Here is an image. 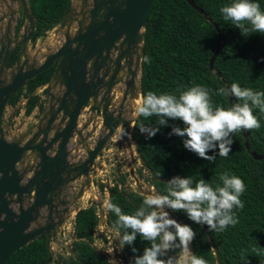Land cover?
Returning a JSON list of instances; mask_svg holds the SVG:
<instances>
[{
	"label": "water",
	"instance_id": "water-1",
	"mask_svg": "<svg viewBox=\"0 0 264 264\" xmlns=\"http://www.w3.org/2000/svg\"><path fill=\"white\" fill-rule=\"evenodd\" d=\"M187 1L211 21L194 0ZM155 2L70 0L69 10L53 27L57 44L36 63L27 55L35 32L29 0H3L10 11L0 16V23H6L4 31H0V264H6L13 252L40 235L48 240L51 232L63 224L64 215L70 212L69 198L74 203L90 188L96 159L115 135L117 144L126 143L133 163L131 131L137 115L130 117L135 112L130 100L140 98L142 102L144 31ZM14 3L17 7L13 9L10 4ZM20 13L25 23L20 24L14 39L11 34L17 29ZM213 24L219 43L210 58V67L222 47L219 27ZM15 49L16 59L11 66ZM51 66L54 68L42 87L46 96L33 131L22 140H8L5 108L9 100L31 78ZM233 99L230 96V101ZM127 107L132 110L130 115L126 114ZM82 114L85 117L81 122ZM249 151L255 158L264 155ZM27 153L29 162L25 160ZM133 171L134 166L130 165L129 174L133 175ZM79 178H83V183L72 195L71 184ZM105 187L108 202L114 190L110 185ZM153 191L157 190L140 189L139 193ZM91 201L97 205L100 218L107 216L108 210H101V202ZM41 210L46 211L44 216ZM166 210L183 224L173 210ZM40 217H44L42 224L35 225ZM201 226L213 248L205 225ZM120 258L129 264L126 254Z\"/></svg>",
	"mask_w": 264,
	"mask_h": 264
},
{
	"label": "trees",
	"instance_id": "trees-1",
	"mask_svg": "<svg viewBox=\"0 0 264 264\" xmlns=\"http://www.w3.org/2000/svg\"><path fill=\"white\" fill-rule=\"evenodd\" d=\"M194 1L211 21L187 0H156L154 3L144 31L140 77L142 99L149 90L157 93L176 92L179 87L199 84L211 90L214 105L219 103L227 107L236 98L230 101V96L215 94L221 86L239 82L242 87L264 91V34L253 33L244 37L238 28L225 21L219 8L226 0ZM29 3L35 18V32L31 41L53 28L70 7V0H29ZM259 3L264 9V0H259ZM213 22L219 27L222 47L210 67V58L219 43L218 30ZM145 55L150 57V63L144 62ZM52 71L53 66L31 78L9 103L15 104L24 93L27 98L24 113L29 115L38 100L35 89L49 80ZM41 109L42 105L39 104ZM253 112L260 119L261 126L234 133L229 155L217 156L214 162L186 150L181 137L169 135L172 124L183 127L180 120L170 119L169 125L161 126L151 138H146V134L139 131V122L155 126L157 117H137L133 124L132 140L136 151L142 164L150 170L152 178L149 182L159 192L165 191V182L175 175H189L194 180L202 177L213 186L222 184L220 174L223 172L243 179L245 191L240 199L244 207L234 209L238 223L222 232H210L205 225L213 248L201 225L191 221L182 210L173 211L183 224H189L196 232L191 241V250L203 256L208 264H264V249L260 248L264 247V155L255 158L249 151L264 153V113H260L258 108ZM158 173L161 175L157 177ZM125 176L126 173L118 177L120 182H124ZM100 187H103L102 184ZM113 190L109 201L119 205L125 213L134 211L144 198L139 192L119 189L117 185ZM116 220L115 214L108 209L107 224L117 230L120 238L122 229ZM98 223L97 208L92 203L74 214L69 264H111L94 245ZM146 246H149V242L138 235L133 245H126L123 251L130 262L134 256L142 254ZM132 247L137 252L133 253ZM180 251V248H174L169 250L168 255H177ZM52 261L49 239L40 235L13 252L6 264H52Z\"/></svg>",
	"mask_w": 264,
	"mask_h": 264
},
{
	"label": "clouds",
	"instance_id": "clouds-1",
	"mask_svg": "<svg viewBox=\"0 0 264 264\" xmlns=\"http://www.w3.org/2000/svg\"><path fill=\"white\" fill-rule=\"evenodd\" d=\"M219 12L222 18L238 28L244 37L253 33L264 34V9L261 8L259 0H226L220 6ZM143 60L150 63V57L147 55ZM210 93V89L199 84L179 87L176 92L147 91L142 102L135 107V113L137 117L155 116L158 120L155 126L140 121L139 131L146 134V138H151L161 126H168L170 119L180 120L183 127L172 124L169 135L181 137L186 150L209 162H214L217 156L227 157L234 142V133L261 126L260 119L254 115L253 109L258 108L260 113H264V91L242 87L239 82H232L227 87L221 86L215 94L236 98L227 107L219 103L214 105ZM43 98H40L35 106L38 109L39 104H43ZM210 151L211 155L208 154ZM141 171L148 177L147 189H155L149 182L152 178L150 170L143 165ZM160 175L158 173L157 177ZM220 181L222 184L213 186L202 177L194 180L189 175L172 176L165 182L163 193L157 190L144 194L140 206L131 213H125L119 205L108 201L107 208L115 214L116 223L122 229L118 241L119 249L123 250L126 245L132 246L138 235L149 242L142 254L134 256L129 264H208L203 256L195 254L189 247L196 236L193 228L171 218L166 209L182 210L191 221L198 225H207L210 232H222L228 226L236 225L238 217L234 209L244 207L240 197L245 191V183L241 177L228 172L220 174ZM95 182L98 186L102 184L106 188L103 181ZM109 185L113 188L115 184ZM117 186L120 188L121 182L117 183ZM94 205L100 220L99 209ZM103 217L107 220V216ZM174 248L181 249L179 257L168 255L169 250ZM131 250L133 253L137 252L135 247ZM70 254L71 248L69 256ZM68 257L65 258L68 260ZM59 258L62 257L57 258V263ZM66 259L64 261L67 264ZM109 261L111 264H120L115 258ZM60 262L63 264L62 259Z\"/></svg>",
	"mask_w": 264,
	"mask_h": 264
},
{
	"label": "rangeland",
	"instance_id": "rangeland-1",
	"mask_svg": "<svg viewBox=\"0 0 264 264\" xmlns=\"http://www.w3.org/2000/svg\"><path fill=\"white\" fill-rule=\"evenodd\" d=\"M11 8L17 7V4H10ZM15 5V6H14ZM76 6V5H75ZM10 9L6 8L3 0H0V16L3 13L9 12ZM21 20V13L17 16V21ZM11 21V25H12ZM25 21L22 18L21 24L24 25ZM6 27V23H0V31L3 28V31ZM22 28V27H21ZM19 32V31H18ZM17 31H14L11 35L12 38H17L18 35ZM56 29L51 28L46 33L40 37H38L34 41H30L28 45L27 55H29L30 61H35L36 63H40L46 53L51 52L57 42L54 41L58 36L55 34ZM43 86H39L35 89V93L40 95L41 98L46 96V90L42 88ZM25 109V97L24 93H22L15 104H8L5 108V118L6 124L5 126L8 127V133L6 134V138L8 140L24 139L26 136L25 134L31 133L34 129V125L41 114V110L38 108H34L29 115L24 113ZM132 112L130 108H126V114ZM130 115V114H129ZM85 114L80 116L81 122ZM133 130V129H132ZM132 133V131H131ZM117 135L107 144L105 149L100 153V156L96 159L97 168L91 171V185L90 188L74 203H72L71 199L69 198V213L64 215V222L63 224L57 228L54 232H51L49 236V245L50 251L52 253V264H57V258L62 257V261H64L69 256L71 242L73 239V218L75 210L77 207H84L88 206L92 199H94L97 203H102L101 210L107 209V197L108 191L104 187H100L96 185L95 181H103L105 185L115 184L120 182L119 178L117 177V173L125 172L127 176H125L124 182H121L122 186L119 189H123L126 191H135L139 192L140 189H147L149 186L148 177L146 178L144 174H142V161L139 158L137 151L135 149V144L133 142V151L136 153L134 154L133 163L131 162L132 153L127 148L126 143H119L117 144ZM123 152V154H121ZM25 158L26 161L28 160L29 153L26 154ZM79 155L82 156L83 152H79ZM126 155L125 157H123ZM130 165L134 166V174L132 176L128 175V171L130 169ZM20 166V165H19ZM146 174V173H145ZM149 175V173H147ZM117 181V182H116ZM83 183V178H79L72 182V186L69 189V192L74 195L78 191L79 187ZM104 185V186H105ZM90 197V198H89ZM46 214L45 210H41V215L44 216ZM44 217L38 218L36 224H42ZM106 218H100L99 223L95 229L94 233V244L97 248L102 251L106 257L110 260L115 258L120 262V264H124V261L121 260L120 256L124 254L122 249H119V234L114 227L109 226L107 223L104 222ZM114 249L112 252L111 250ZM181 254L178 253L177 255H171L174 257H179ZM170 255V254H169ZM58 264H61L59 262Z\"/></svg>",
	"mask_w": 264,
	"mask_h": 264
},
{
	"label": "flooded vegetation",
	"instance_id": "flooded-vegetation-1",
	"mask_svg": "<svg viewBox=\"0 0 264 264\" xmlns=\"http://www.w3.org/2000/svg\"><path fill=\"white\" fill-rule=\"evenodd\" d=\"M22 18H23V17L21 16V20L18 21L19 24H21V22H22ZM19 27H20V25H19ZM19 27H18V24H17V29H16L17 32L19 31ZM16 52H17V49H15V50L13 51V53H12L11 60H10V64H11V66L14 65V63H15ZM13 58H14V63H12ZM123 157H125V155H124ZM124 173H125V172H123V173H117V177H120V176H121L122 174H124ZM126 176H127V175H126Z\"/></svg>",
	"mask_w": 264,
	"mask_h": 264
},
{
	"label": "bare ground",
	"instance_id": "bare-ground-1",
	"mask_svg": "<svg viewBox=\"0 0 264 264\" xmlns=\"http://www.w3.org/2000/svg\"><path fill=\"white\" fill-rule=\"evenodd\" d=\"M130 103H131V107H132V108H135V107L140 103V98H134V99H131V100H130ZM135 115H136V113L133 112V113L131 114L130 117L134 118ZM74 211H75V210H73L72 213H73Z\"/></svg>",
	"mask_w": 264,
	"mask_h": 264
},
{
	"label": "built area",
	"instance_id": "built-area-1",
	"mask_svg": "<svg viewBox=\"0 0 264 264\" xmlns=\"http://www.w3.org/2000/svg\"><path fill=\"white\" fill-rule=\"evenodd\" d=\"M143 171H145V170L143 169Z\"/></svg>",
	"mask_w": 264,
	"mask_h": 264
},
{
	"label": "crops",
	"instance_id": "crops-1",
	"mask_svg": "<svg viewBox=\"0 0 264 264\" xmlns=\"http://www.w3.org/2000/svg\"><path fill=\"white\" fill-rule=\"evenodd\" d=\"M65 258V257H64ZM58 264V263H57Z\"/></svg>",
	"mask_w": 264,
	"mask_h": 264
}]
</instances>
